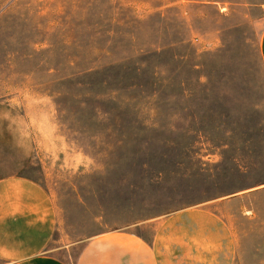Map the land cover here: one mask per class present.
Returning a JSON list of instances; mask_svg holds the SVG:
<instances>
[{
	"label": "rangeland",
	"instance_id": "rangeland-1",
	"mask_svg": "<svg viewBox=\"0 0 264 264\" xmlns=\"http://www.w3.org/2000/svg\"><path fill=\"white\" fill-rule=\"evenodd\" d=\"M263 32L264 0H0V178L48 191L50 250L211 203L264 264Z\"/></svg>",
	"mask_w": 264,
	"mask_h": 264
},
{
	"label": "crops",
	"instance_id": "crops-1",
	"mask_svg": "<svg viewBox=\"0 0 264 264\" xmlns=\"http://www.w3.org/2000/svg\"><path fill=\"white\" fill-rule=\"evenodd\" d=\"M260 52L264 66V32ZM210 206H191L154 220L151 237L132 229L97 234L85 241L76 258L69 255L67 260L58 255L61 248L49 249L57 208L45 187L22 175L3 177L0 264H235V236Z\"/></svg>",
	"mask_w": 264,
	"mask_h": 264
}]
</instances>
